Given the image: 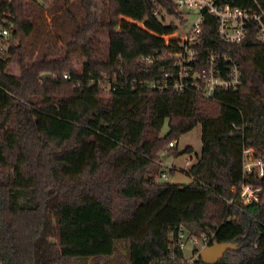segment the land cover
<instances>
[{
  "label": "trees",
  "instance_id": "16d2710c",
  "mask_svg": "<svg viewBox=\"0 0 264 264\" xmlns=\"http://www.w3.org/2000/svg\"><path fill=\"white\" fill-rule=\"evenodd\" d=\"M0 16L10 30L0 43V264H183L168 240L177 227L237 245L216 264H264V178L242 170L245 150L264 158V45L255 33L226 43L205 16L191 66L202 72L211 54L224 55L241 72L236 89L205 99L148 87L170 66L165 53L180 49L164 39L185 25L169 0H0ZM197 126L190 182L157 183V163L180 154L169 143ZM242 182L262 189L259 204L245 207L250 216L227 205Z\"/></svg>",
  "mask_w": 264,
  "mask_h": 264
},
{
  "label": "built area",
  "instance_id": "2783aa9c",
  "mask_svg": "<svg viewBox=\"0 0 264 264\" xmlns=\"http://www.w3.org/2000/svg\"><path fill=\"white\" fill-rule=\"evenodd\" d=\"M169 1L175 6L185 23L192 15L196 17V20L190 30H183L181 37L173 38L178 42L180 49L165 53L164 57L170 61V66L161 68L160 79L152 81L148 87L175 93L192 91L205 99H210L218 90L236 89L241 79L239 64L230 57L211 54L204 71L194 70L191 66L195 55L194 47L199 43L205 16L212 18L215 24L214 34L226 43L240 44L253 32L258 42L264 45V10L255 0H253L255 6L248 8L232 6L227 0ZM154 15L159 14L155 12ZM7 24L6 19L0 16V43L10 35ZM136 24L138 26L142 24L143 27V23ZM168 43L169 41H166V45ZM153 57V55L144 56L141 61L150 65L154 61ZM218 60L221 65H224V75H222ZM67 78L68 76L64 75V79ZM168 147L174 148L175 142L169 143ZM242 170L244 176L254 174L258 178H264V158H256L252 150H245ZM231 193L233 198L227 200V205L234 206L236 201L238 207L242 208L241 210L244 209L250 216L251 214L245 207L259 204L262 189L242 182L239 187L231 189ZM212 238L213 233L200 237L189 235L182 227L174 228L168 234L170 244L182 251L184 258L178 261L183 264H192L199 257L200 251L210 245Z\"/></svg>",
  "mask_w": 264,
  "mask_h": 264
},
{
  "label": "rangeland",
  "instance_id": "374dc122",
  "mask_svg": "<svg viewBox=\"0 0 264 264\" xmlns=\"http://www.w3.org/2000/svg\"><path fill=\"white\" fill-rule=\"evenodd\" d=\"M45 16H48L47 18L50 19V16L47 11L45 12ZM49 19H47V21L45 20V25L47 28H50L51 26V21ZM195 20H196V17L194 15L188 17L184 25V29H182L179 26L178 31L176 32L177 34L174 33L171 36L164 37L165 41H168L170 38L181 37L184 31H188L192 28ZM170 21L172 22L174 21V24L176 26L178 25L177 21H175L173 17L170 18L167 15H165V23L167 24ZM139 27L142 28V24H140ZM98 39H99V48L102 50L104 49V47H106V44H107L106 36L104 34H99ZM75 67L77 70H80V67H81L80 61H77L75 63ZM8 73L12 75L18 74V70L13 63L9 65ZM168 131H169L168 122L166 121L161 129V133H160L161 137H164L168 133ZM185 148H190L192 150L191 154H188V153L179 154L178 156L175 157L173 155H169L167 152L165 154L166 158L163 159L162 157L160 162L157 163L158 166L156 168L157 170L155 171L157 173L156 174L157 183L183 185V184H188L190 182V178L184 174V171L188 170L190 165L194 163L195 154L197 155L200 154V151H201V128L200 126H197L192 131L181 135L175 141V149L177 152L184 150ZM170 169L174 170L173 176L169 174L168 170ZM161 174H165L166 177L165 178L162 177ZM125 247L126 246L124 244H120L118 246V253L121 256H124L126 254Z\"/></svg>",
  "mask_w": 264,
  "mask_h": 264
},
{
  "label": "water",
  "instance_id": "95a60500",
  "mask_svg": "<svg viewBox=\"0 0 264 264\" xmlns=\"http://www.w3.org/2000/svg\"><path fill=\"white\" fill-rule=\"evenodd\" d=\"M46 77L47 75H43L41 79H45ZM179 153H183V150L179 151ZM165 158L166 156L163 157V159ZM236 250V244L214 242L212 245H209L200 251L199 258L203 264H216L227 252Z\"/></svg>",
  "mask_w": 264,
  "mask_h": 264
}]
</instances>
